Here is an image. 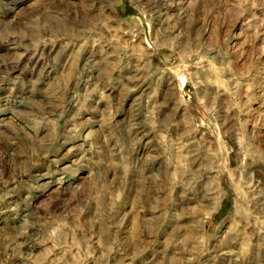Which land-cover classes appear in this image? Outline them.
Masks as SVG:
<instances>
[{
  "label": "rangeland",
  "instance_id": "obj_1",
  "mask_svg": "<svg viewBox=\"0 0 264 264\" xmlns=\"http://www.w3.org/2000/svg\"><path fill=\"white\" fill-rule=\"evenodd\" d=\"M0 264H264V0H0Z\"/></svg>",
  "mask_w": 264,
  "mask_h": 264
}]
</instances>
